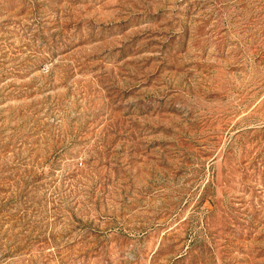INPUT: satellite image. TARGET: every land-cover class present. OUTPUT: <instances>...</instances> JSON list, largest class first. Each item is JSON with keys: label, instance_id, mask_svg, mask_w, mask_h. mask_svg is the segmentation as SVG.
I'll list each match as a JSON object with an SVG mask.
<instances>
[{"label": "rangeland", "instance_id": "rangeland-1", "mask_svg": "<svg viewBox=\"0 0 264 264\" xmlns=\"http://www.w3.org/2000/svg\"><path fill=\"white\" fill-rule=\"evenodd\" d=\"M0 264H264V0H0Z\"/></svg>", "mask_w": 264, "mask_h": 264}]
</instances>
